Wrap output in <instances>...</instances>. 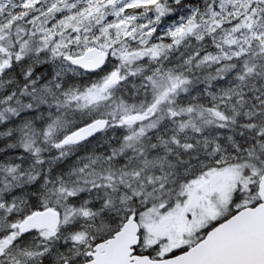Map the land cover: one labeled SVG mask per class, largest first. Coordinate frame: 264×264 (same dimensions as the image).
I'll return each instance as SVG.
<instances>
[{"label": "snow or ice", "instance_id": "6c2138e0", "mask_svg": "<svg viewBox=\"0 0 264 264\" xmlns=\"http://www.w3.org/2000/svg\"><path fill=\"white\" fill-rule=\"evenodd\" d=\"M0 264H264V0H0Z\"/></svg>", "mask_w": 264, "mask_h": 264}]
</instances>
